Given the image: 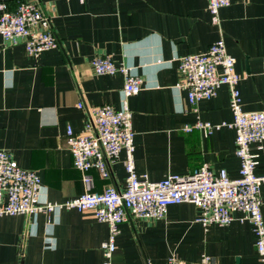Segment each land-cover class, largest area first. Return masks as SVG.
I'll return each instance as SVG.
<instances>
[{
	"label": "crops",
	"instance_id": "0c3cea01",
	"mask_svg": "<svg viewBox=\"0 0 264 264\" xmlns=\"http://www.w3.org/2000/svg\"><path fill=\"white\" fill-rule=\"evenodd\" d=\"M7 2L11 10L21 0ZM50 19L59 46L35 56L23 40L5 45L0 34V148L18 163L35 169L40 197L64 201L86 188L66 139L68 126L81 132L87 106L122 105L124 74H96L91 61L111 55L144 79L129 98L135 131V162L152 181L189 174L202 164L237 177L236 130L230 87L192 105L180 89L179 58L207 51L220 38L236 58L243 108L264 111V0H231L214 22L209 0H31ZM42 28V26H40ZM198 121L223 124L212 134ZM256 167L264 175V141L253 144ZM125 152L102 179L91 169L92 190L124 188ZM264 216V182L261 186ZM201 209L191 202L168 207L165 217H132L120 224L112 264H164L170 257L197 261L210 254L215 264H264L257 236L242 212L227 225L203 226ZM109 224L92 212L63 208L37 215H0V264H105L101 244Z\"/></svg>",
	"mask_w": 264,
	"mask_h": 264
},
{
	"label": "built area",
	"instance_id": "2783aa9c",
	"mask_svg": "<svg viewBox=\"0 0 264 264\" xmlns=\"http://www.w3.org/2000/svg\"><path fill=\"white\" fill-rule=\"evenodd\" d=\"M231 0H209V9L214 22L219 21V11L230 5ZM42 26V28H40ZM0 34L5 45L23 40L29 54L59 46V39L52 29L50 19L42 7L31 0H21L15 10L0 1ZM96 74H116L125 77L122 89V105L110 104L78 105L87 111V121L81 132L68 126L66 139L73 155L74 165L83 172L86 190L79 196L64 201L42 199V180L32 168L21 166L12 152L0 148V215H37L52 213L63 208L92 212L98 221L109 224V237L101 247L112 264V254L117 248L116 239L120 224L132 217L161 219L168 207L182 202L194 203L201 209L198 221L203 226L227 225L242 212L241 220H249L257 236V250L264 262V216L261 186L264 175L256 173L259 154L253 144L264 141V111H248L243 108L239 83L242 76L236 70V58L231 55L223 38L212 43L205 52L187 54L179 58L180 89L187 90L190 103L216 96L218 89L227 85L231 91V108L234 120L230 124L236 130V155L241 168L237 177L226 169L216 171L205 163L189 174H169L152 181L147 174H140L135 162V131L133 111L129 98L143 88L144 79L125 63H116L113 57L96 55L91 61ZM264 71V63H263ZM223 124L198 121L194 126H185L186 131L194 127L212 134ZM125 152L124 165L127 171L124 188L106 185L101 192L92 190L93 180L89 174L96 169L102 179L111 176L110 166ZM164 264H215L210 254H203L197 261H186L170 257Z\"/></svg>",
	"mask_w": 264,
	"mask_h": 264
}]
</instances>
